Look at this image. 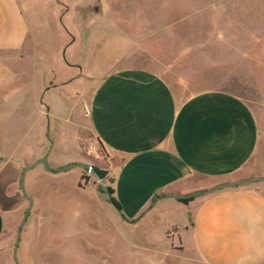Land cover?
<instances>
[{
  "label": "crops",
  "instance_id": "obj_1",
  "mask_svg": "<svg viewBox=\"0 0 264 264\" xmlns=\"http://www.w3.org/2000/svg\"><path fill=\"white\" fill-rule=\"evenodd\" d=\"M218 32L213 57L218 86L212 89L183 97L167 80L168 70L163 74L126 64L114 71L112 65L92 77L77 61L82 71L78 76L61 77L48 87L42 79L38 88L35 84L33 90L11 96L24 97L42 113L46 108L47 119L41 124L36 118L28 127L45 126L47 142L42 144L52 145L46 154L51 168L87 162L84 144L94 140L106 157L100 169L112 177L114 196L128 219L161 218L170 209L164 202L171 208L193 206L192 222L180 240L201 264H264V180L196 196L187 204L163 198H189L202 187L264 177V92L254 84L258 98L250 102L232 87L233 80L252 79L247 76L252 70L256 79H264V21L249 23L246 16L243 24L220 25ZM32 33L21 0H0V63L28 61L37 74L33 65L39 56L28 52ZM76 47L80 45L74 39L61 49L76 54ZM125 56L114 65H121ZM59 64L73 68L66 58L59 57ZM65 144L75 149L76 157L62 160ZM19 175L11 162L0 168V236L8 229L2 215L13 196L8 188ZM35 220L41 229L40 217ZM172 228L181 232L178 224L165 231Z\"/></svg>",
  "mask_w": 264,
  "mask_h": 264
},
{
  "label": "rangeland",
  "instance_id": "obj_2",
  "mask_svg": "<svg viewBox=\"0 0 264 264\" xmlns=\"http://www.w3.org/2000/svg\"><path fill=\"white\" fill-rule=\"evenodd\" d=\"M21 2L33 32L28 52L31 57L39 56L38 65H33L38 75L32 72L28 61L0 63V168L11 162L19 167L20 175L26 164L37 160L41 149L45 148L44 157L52 145L42 144L47 142L45 126L28 127L36 118L41 124L47 119L46 108L42 107V113L33 103H25L24 97L11 96L12 92L33 90L35 84L38 88L42 79L44 87H48L57 84L61 77L78 76L82 73L80 62L92 77L101 76L112 65L114 71L126 64L156 69L163 74L165 69L174 90L186 97L218 86L213 57L220 25L243 24L246 16L249 23L264 21L261 12L264 0ZM59 9L61 15L57 16ZM74 39L80 45L75 48L76 54L62 52L61 48ZM124 55L121 65H114ZM59 57L66 58L73 68L58 65ZM238 67L241 71L246 68L243 64ZM261 74L264 77V72ZM249 75L250 80H233L232 87L254 102L258 97L253 86L260 85L258 91L264 92V79H256L254 70ZM50 139L55 140L56 136ZM65 147L62 160L77 156L71 145ZM83 149L88 157L85 163L100 169V161L106 157L99 145L89 140ZM20 175L8 188L13 196L7 200L5 212L2 211L8 229L0 236V264H15L17 230L28 207L20 189ZM25 185L34 198V206L22 231L17 252L20 264L24 260L27 264H201L196 252L180 240L192 222L193 206L171 208L170 202H164L163 206L170 209L161 218L152 214L131 224L99 192V180L86 169L52 174L39 165L28 172ZM148 212L149 209L144 214ZM38 216L41 229L36 226ZM171 224H178L181 232L175 234L177 228L165 231Z\"/></svg>",
  "mask_w": 264,
  "mask_h": 264
},
{
  "label": "water",
  "instance_id": "obj_3",
  "mask_svg": "<svg viewBox=\"0 0 264 264\" xmlns=\"http://www.w3.org/2000/svg\"><path fill=\"white\" fill-rule=\"evenodd\" d=\"M39 165H42L47 172L52 173V174H58V173H61V172H65V171L74 169V168L86 169L89 173L94 175L99 180V182H100L99 192L102 193V194H105L107 196L109 202L115 207L118 215L124 221H126L128 223L133 224V223L137 222L136 220H129L124 215L122 210H120L118 207H116L114 205V201L112 199V194H111V192H110V190L108 188L106 180L100 175V173L96 170V168L93 165H90V164H87V163H84V162H74V163H70L67 166H63V167H59L57 169H54V168L50 167L48 155H46L45 157L36 160L32 164H27L23 168V170L21 172V175H20V181H19L20 189H21V192L24 195V197L28 200V207L25 210L23 220H22V222H21V224H20V226H19V228L17 230L15 245H14V248H13V260H14L15 264H20L19 260H18V257H17V252H18V249H19L20 241H21V235H22L23 228L25 227V225H26V223L28 221V218L30 216V213H31V211L33 209V206H34V198L28 193L26 185H25L26 175H27V173L29 171H31L32 169H34L35 167H37ZM263 180H264V177H260V178L247 179V180L240 181V182H237V183H225V184L217 185V186L209 188V189H205V190H202V191H197L196 193H193V194L189 195L188 197H196V196L204 195V194H207V193L216 192V191L221 190V189L241 186V185H245V184H249V183H253V182H259V181H263ZM164 197H172V198L181 199V197L170 196V195L169 196H163V198ZM160 198L161 197H157V200L160 199ZM157 200L155 199L153 201V205L156 203Z\"/></svg>",
  "mask_w": 264,
  "mask_h": 264
},
{
  "label": "trees",
  "instance_id": "obj_4",
  "mask_svg": "<svg viewBox=\"0 0 264 264\" xmlns=\"http://www.w3.org/2000/svg\"><path fill=\"white\" fill-rule=\"evenodd\" d=\"M96 168V167H95ZM96 170L100 173V175L106 180V182H107V185H108V188H109V190H110V192H111V194H112V199H113V201H114V205L116 206V207H118L120 210H121V205H120V203L117 201V199H116V197L114 196V189H113V187H112V185H111V183H112V178H109L108 176H107V172L105 171V170H101V169H99V168H96ZM195 197H189V198H181V199H178L180 202H182V203H185V204H187V203H189L190 201H192L193 199H194Z\"/></svg>",
  "mask_w": 264,
  "mask_h": 264
}]
</instances>
